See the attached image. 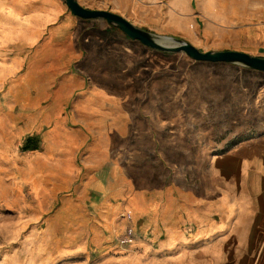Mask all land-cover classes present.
Instances as JSON below:
<instances>
[{"label": "rangeland", "instance_id": "obj_1", "mask_svg": "<svg viewBox=\"0 0 264 264\" xmlns=\"http://www.w3.org/2000/svg\"><path fill=\"white\" fill-rule=\"evenodd\" d=\"M77 1L203 51L264 56V0ZM263 127L264 72L160 52L62 0H0V258L45 237L56 261L101 255L103 220L118 227L137 200L181 207L198 164Z\"/></svg>", "mask_w": 264, "mask_h": 264}, {"label": "crops", "instance_id": "obj_2", "mask_svg": "<svg viewBox=\"0 0 264 264\" xmlns=\"http://www.w3.org/2000/svg\"><path fill=\"white\" fill-rule=\"evenodd\" d=\"M196 170L194 182L182 189L181 207L168 202L144 211L137 200L131 216L122 218L118 227L108 217L103 230H91L92 242L105 240L101 255L56 261L47 253L45 237L35 247L23 241L0 264H264V127L210 155ZM133 221L134 233L125 242L109 240Z\"/></svg>", "mask_w": 264, "mask_h": 264}, {"label": "water", "instance_id": "obj_3", "mask_svg": "<svg viewBox=\"0 0 264 264\" xmlns=\"http://www.w3.org/2000/svg\"><path fill=\"white\" fill-rule=\"evenodd\" d=\"M69 11L83 19H101L118 28L125 36L142 45L163 53H185L197 61L223 62L247 69L264 72V56L237 49L201 50L188 42L171 35L158 34L132 23L126 17L106 9H93L81 5L77 0H62Z\"/></svg>", "mask_w": 264, "mask_h": 264}, {"label": "trees", "instance_id": "obj_4", "mask_svg": "<svg viewBox=\"0 0 264 264\" xmlns=\"http://www.w3.org/2000/svg\"><path fill=\"white\" fill-rule=\"evenodd\" d=\"M37 147V136L35 135H33L32 137H28L24 142V145L22 146L23 149H36Z\"/></svg>", "mask_w": 264, "mask_h": 264}]
</instances>
